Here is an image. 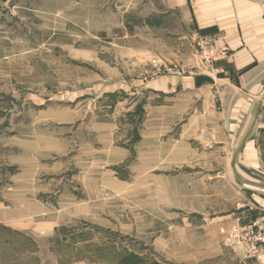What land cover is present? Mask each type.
Segmentation results:
<instances>
[{"label":"rangeland","instance_id":"obj_1","mask_svg":"<svg viewBox=\"0 0 264 264\" xmlns=\"http://www.w3.org/2000/svg\"><path fill=\"white\" fill-rule=\"evenodd\" d=\"M115 17L107 0H0V190L29 189L36 213L45 208L36 222H51L52 233L36 239V264L204 257V234L189 226L206 223L197 213L210 203L188 193L181 171H143L137 154H124L138 141L143 105L117 87L174 64L158 53L127 61L123 41L111 39L126 31L139 46V20L120 26ZM191 59L198 71L197 53ZM130 64L142 72L129 74Z\"/></svg>","mask_w":264,"mask_h":264},{"label":"crops","instance_id":"obj_2","mask_svg":"<svg viewBox=\"0 0 264 264\" xmlns=\"http://www.w3.org/2000/svg\"><path fill=\"white\" fill-rule=\"evenodd\" d=\"M107 1L120 26H131L128 16L139 20V46L125 31L111 39L123 41L118 53L129 62L138 53H158L174 64L167 74L117 89L137 94L143 105L138 141L124 154H137L143 171H181L188 193L210 203L195 212L206 223L189 226L204 234V257L187 264H264V247L247 257L227 240L232 244V234L251 225L264 226V0ZM199 39L226 53L209 75L191 65ZM142 58L140 65H148ZM197 185L201 193L192 188ZM35 202L29 189L0 190V264H36V239L49 237L52 226L36 222L46 211L37 214Z\"/></svg>","mask_w":264,"mask_h":264},{"label":"built area","instance_id":"obj_3","mask_svg":"<svg viewBox=\"0 0 264 264\" xmlns=\"http://www.w3.org/2000/svg\"><path fill=\"white\" fill-rule=\"evenodd\" d=\"M198 51V71L201 74H212L215 63L226 57L225 51L216 49L211 41L199 39L196 43ZM157 74H161L157 71ZM232 244L245 252V255L255 256L264 247V227L251 225L242 233L232 238Z\"/></svg>","mask_w":264,"mask_h":264}]
</instances>
